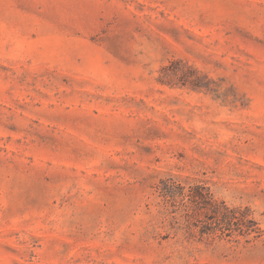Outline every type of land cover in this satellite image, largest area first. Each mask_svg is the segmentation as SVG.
I'll return each mask as SVG.
<instances>
[{
	"label": "rangeland",
	"instance_id": "rangeland-1",
	"mask_svg": "<svg viewBox=\"0 0 264 264\" xmlns=\"http://www.w3.org/2000/svg\"><path fill=\"white\" fill-rule=\"evenodd\" d=\"M0 264H264V0H0Z\"/></svg>",
	"mask_w": 264,
	"mask_h": 264
},
{
	"label": "trees",
	"instance_id": "trees-1",
	"mask_svg": "<svg viewBox=\"0 0 264 264\" xmlns=\"http://www.w3.org/2000/svg\"><path fill=\"white\" fill-rule=\"evenodd\" d=\"M181 63L180 61H178V64ZM180 65V64H179ZM185 63H182V69L180 70V68H177V70H171L169 76H176L177 74L181 73L182 77H185L186 74L183 73V68L185 67ZM166 69V68H165ZM178 71H180L178 73ZM168 77V75H167ZM185 78H188L187 76ZM185 83L188 82L191 87L193 88H199L200 84L198 82V77H194L191 80H184ZM202 201L204 203L205 206H209V211L211 213L206 214L205 216H218L219 218H217L216 221H214L216 223V225H220V224H224V225H233L235 224L237 227V230L239 231L240 235H244L247 236L252 232H256L253 228V226L255 225V222L252 219L248 218V211L244 210L241 211L239 213V216H235L236 212L240 211L236 208H229L227 207L223 202L220 203V205L216 204L215 202L212 201V198L210 196V194L208 192L205 193L204 196H202ZM163 202L165 204V206H172L175 203V195L169 192H164L163 193ZM195 209H199L198 206L196 205L194 207ZM201 208V207H200ZM168 209V207L166 208V210ZM182 216L184 218L190 219L192 218L194 215L193 213L189 212V209L186 207V205H182ZM228 235V234H226Z\"/></svg>",
	"mask_w": 264,
	"mask_h": 264
}]
</instances>
